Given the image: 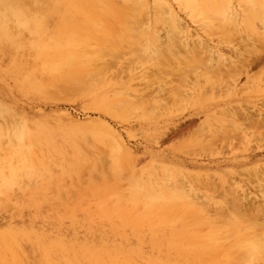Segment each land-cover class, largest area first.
<instances>
[{"label":"bare ground","instance_id":"6f19581e","mask_svg":"<svg viewBox=\"0 0 264 264\" xmlns=\"http://www.w3.org/2000/svg\"><path fill=\"white\" fill-rule=\"evenodd\" d=\"M107 1L109 7L102 9ZM155 1L157 7H164L161 0ZM185 1L187 6L214 16L226 0H199V4L198 0ZM259 4L264 6V1L259 0ZM135 5L136 0H124L123 6L114 0H0V20L4 19L0 22L1 47L17 50L21 42L16 47L14 35H21L22 29L43 33L46 27H55L56 18L58 27L76 34L68 39L59 29V34L48 30V40L42 46L24 50L47 58L42 52L55 47L67 57L64 70L51 69L44 76L36 67L22 66L10 53L13 60L4 75L11 77L17 92L28 98L58 101L68 86L75 87L81 97H88L83 90L91 83L84 74L88 39L78 30L93 19L98 20L92 23L96 31L110 30L113 26L105 17L140 16ZM239 15L234 14V20ZM243 15L245 27L252 29L255 14L249 6ZM234 20L230 21L236 23ZM170 24L175 33L172 36H179L176 33L182 28L176 15L171 14ZM60 34L63 42L59 41ZM173 43L183 48L191 62L183 67L170 65L166 56L156 61L157 76L174 75L175 79L163 82L165 85L157 91L139 95V104H135L141 103L149 114L165 116L160 118L166 125L173 112H181L179 119L188 118L184 126L156 131L154 143L160 145L184 135L193 137L198 129L202 133L196 150L204 158L214 159L213 165L195 161L193 166L205 171H187L182 162H169L165 153H153V163L137 169L134 156L118 137L113 144L114 138L111 140L106 153L96 145L109 144L108 139L89 136L82 130L84 124L80 131L71 132L60 114L21 117L10 93L0 92V117L10 127L12 149L9 154L0 151V264H264V107L233 104L230 99L216 97L220 95L217 93L235 94L242 75L252 83L250 73L264 55L256 57V53L247 58L238 52L235 58H229L201 37H178ZM199 66L213 78L220 77L222 83L212 82V78L203 81L198 73L187 81L186 69ZM205 102L211 106L201 108ZM190 103L202 111L186 116L183 108ZM200 114L205 119L196 125ZM35 146L45 155L43 165L35 158ZM63 151H71L72 160L55 165L47 160ZM55 166L58 174L54 173ZM123 172L128 181L120 186L116 181L125 175ZM143 175L149 176L148 183L141 182ZM158 177L178 183L170 187ZM71 179L78 185L70 186ZM219 181L223 186L226 182L230 185L223 189L229 199L226 207L199 191L206 186L215 192L221 187ZM85 195L93 205L84 202ZM191 207H195L190 211L192 216L199 212L196 219L180 215ZM136 210L142 212L133 214Z\"/></svg>","mask_w":264,"mask_h":264},{"label":"rangeland","instance_id":"374dc122","mask_svg":"<svg viewBox=\"0 0 264 264\" xmlns=\"http://www.w3.org/2000/svg\"><path fill=\"white\" fill-rule=\"evenodd\" d=\"M114 2L120 6L124 5V0H114ZM155 2V0H136L135 8L141 12L140 16L111 15L105 17L104 20L113 26L110 30L96 31V24L92 25V23L98 21L95 19H93V22L89 21V24L84 26V29L78 30L82 33L81 37L88 39V46L84 49L86 58L84 74L90 78L91 83L83 87L88 97H81L79 93L75 92V87L68 86V90L61 95L62 99L58 101L46 99V97L42 99L39 97L28 98L17 92L16 83L11 77L4 75L13 60V56L19 59L22 66L30 69L32 66L36 67L40 72H44V76L49 75L51 69L64 70L67 67L66 55L63 56L61 51L55 47L42 52L47 58H39L32 53L24 51L30 47L42 46L48 40L45 35L48 30H53L56 34L59 29L68 39L76 35L74 30H67L64 26L62 29L58 27L56 22L59 19L57 18L54 20L55 27L48 26L43 33L34 34L35 31L31 33L28 29H26L28 31H22V29L20 31L21 35L18 37L14 35V41L12 40V42H15L16 47L19 45L18 41L21 42V46L17 50H14L15 48L12 50L7 46H0V92L10 93L15 103L18 104L16 105V107L18 106L16 110L21 117L25 116V114H60L64 117L60 119L68 126L67 129L70 130L72 128L71 132L80 131L82 129L81 126L84 124L85 126H83L82 130L88 132L89 136L97 134L98 138L108 139L109 144L102 145L98 143L96 145L98 148H105V151L106 147L107 150L109 149L108 146L111 140L114 138L111 143L113 144L118 137L117 139L131 153L132 157H135L133 159L137 169L143 170L146 166L153 163V153H165L163 155L167 157L169 162L171 160L175 163L182 162L187 171H205L193 166L196 163L195 161L204 165H213L215 162L214 159L204 158L203 154H198L197 142L202 132L197 129L193 137H190V135L173 137L160 145H156L154 137L157 132H161L167 127L172 129L174 125L184 126V122L188 118L179 119L182 117H178L181 112H173L166 125V120L160 118L165 116H159L157 113L149 114V111L141 103L137 105L139 104L137 99L140 98L139 95H146V93L154 90L157 91L159 86L161 87L164 84L163 82L175 79L174 75L172 77L165 74L157 76L158 74H155L158 70L156 61L166 56L170 59V65L180 64L183 67L191 62V57H188L183 48H178L173 43V40L178 37L193 39L201 37L210 45L218 47L229 58H235L238 52H242V56L247 58L255 56L254 54L256 53V57L264 55V6H260L259 0H226L225 4L220 6L221 9H216L217 13L214 16H209L196 8L187 6L185 0H161L164 4V7L161 6V8L157 7ZM109 3L108 1L105 2L101 8H108ZM199 3L200 1L198 0L197 4ZM248 6L255 14L252 19V29L245 27L243 23V14ZM128 10H130V6ZM236 13L241 14L238 20H234V14ZM171 14L176 15L177 20L181 23L180 28L182 29L176 33L179 36H172L175 33L170 30ZM3 20L2 18L0 22ZM121 20H125L122 26ZM230 20H234L236 23H232ZM59 36V41L63 42L62 34ZM240 39L243 40L240 42ZM250 51L251 53H249ZM232 55L233 57H231ZM49 57L53 58L54 61L50 63ZM186 70L187 81H192L198 74H202L201 80L203 81L212 78V82L222 83L219 81L220 77L213 78L212 74L206 73L200 66L187 68ZM250 76L253 78L252 83H249L245 75L239 77L237 91L232 96L228 93H217L220 95L216 97L227 101L230 99L234 101L233 104L238 102L245 106L255 105L257 108L262 109L264 107V60L251 71ZM162 78L166 79L163 80ZM127 102L130 103L127 104ZM202 106L201 108H209L211 103L205 102ZM199 109L198 105L190 103L183 108L182 113L187 116L188 113L201 112L202 110ZM198 118L196 125L202 123L205 119L202 114ZM212 121L210 122L212 123ZM73 125H77V129ZM8 130H10L9 125H5L4 119L0 117V151L4 154H9L12 151ZM104 132L106 134L109 132V135ZM109 136L112 138H109ZM81 142L84 144L83 141ZM15 144H19L18 141ZM34 154L35 158L43 165L44 153L35 146ZM239 158L242 157L239 156ZM47 160L54 165L64 160L67 162L72 160L71 151L65 153L63 151L58 155L52 156L50 160L47 158ZM41 167L43 171L44 168L43 166ZM54 173H59L56 166L54 167ZM83 174L84 176L87 175L86 172H83ZM143 176L141 177V182L143 184L148 183L149 176ZM121 177L125 180L121 178L120 181L116 182L120 186H125L128 176L125 174ZM75 178L79 179L80 176ZM159 179L160 177H158ZM158 180L154 181L158 182ZM160 182L168 184L170 187L178 183L173 179ZM219 183L221 185V181ZM68 184L70 186L78 185L73 180L69 181ZM226 184H224L225 186L221 185L216 190L219 194L216 191H210L206 186L199 187V191L201 195L207 194L212 197L213 202L226 207L229 199L224 197L223 189H228L230 186L228 182ZM108 187L113 189L114 185L109 183ZM224 201L226 204L223 203ZM84 202L93 205V200L87 195L84 196ZM194 208L184 209L185 211H182L180 215L189 220L196 219V215L199 212L197 214L194 213V216L190 213ZM141 212L142 210H136L133 214H140Z\"/></svg>","mask_w":264,"mask_h":264}]
</instances>
